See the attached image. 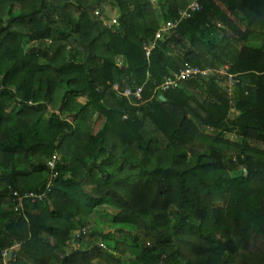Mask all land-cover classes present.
<instances>
[{
    "label": "trees",
    "instance_id": "obj_1",
    "mask_svg": "<svg viewBox=\"0 0 264 264\" xmlns=\"http://www.w3.org/2000/svg\"><path fill=\"white\" fill-rule=\"evenodd\" d=\"M197 1L0 0V264H264V0Z\"/></svg>",
    "mask_w": 264,
    "mask_h": 264
},
{
    "label": "built area",
    "instance_id": "obj_2",
    "mask_svg": "<svg viewBox=\"0 0 264 264\" xmlns=\"http://www.w3.org/2000/svg\"><path fill=\"white\" fill-rule=\"evenodd\" d=\"M199 3L197 0H195L193 3H191L185 10H181L180 16L182 19L190 18L192 15L199 11ZM175 27V23L169 22L168 24L164 25L160 31H158L155 35V39L158 40L162 37L163 31H167L170 28ZM155 48V42H150L145 46V52L147 56H150L151 51ZM209 70H201L198 67H186L185 69L180 70L179 73H175L173 75L172 79L166 80L162 85V90H168L170 88L176 87L180 81L183 79L196 77L199 75H209ZM230 86L233 87L235 84L238 83V80H234V76L229 77ZM141 91L142 89H137L135 92H132L131 90H127L125 92V96L130 97L133 96L137 100H141ZM59 161V156L57 154H54L51 158L47 160V168H48V182L46 184V190L43 193H37L34 191L26 192L24 194H19L17 190L13 192V195L16 197L17 201L14 206L15 212H21L23 211L25 201H31L32 203H36L38 201H43L48 196V191L52 188L54 182L59 177V172L57 170V162ZM85 232V229L83 230ZM20 246V244H16L13 247H10L8 249H5L2 251L1 257L3 264H10L11 262H15L18 255H17V248ZM101 247H104L103 244L100 245ZM12 249H15L14 252H11Z\"/></svg>",
    "mask_w": 264,
    "mask_h": 264
},
{
    "label": "rangeland",
    "instance_id": "obj_3",
    "mask_svg": "<svg viewBox=\"0 0 264 264\" xmlns=\"http://www.w3.org/2000/svg\"><path fill=\"white\" fill-rule=\"evenodd\" d=\"M194 2L195 0H189V2ZM192 2V3H193ZM96 12H98V11H96ZM105 13H104V15H101L100 14V16L99 17H101V19H103L104 21V24L105 25H107V27H109V26H111V25H113V24H115L116 23V20H117V11H114V9H110V7L108 8L107 7V9H106V11H104ZM168 24V23H167ZM166 25V24H165ZM164 26V25H163ZM259 34V33H258ZM258 34H254V35H252L253 37H252V39H251V45L253 46H255V47H259V46H261V41L259 40V38L257 37V35ZM258 39V40H257ZM256 41V43H255V41ZM223 70H225V68H223ZM234 90H230V92L232 93ZM80 101L81 102H85V100L84 99H80ZM230 138L231 139H233V140H235V138H236V136H235V134H232V135H230ZM229 160H230V158H228L227 159V162L229 163ZM229 166H231L230 164H229ZM45 175V176H44ZM48 176V172H46V173H44L43 174V177H47ZM98 212H99V216H98V218L95 216V218L97 219V221H99V220H101V221H108V220H110V216L111 215H113V214H115L116 212H117V210L115 209V208H113V207H111V206H103V207H101V208H99L98 209ZM119 226H113V227H110L109 229L108 228H105L104 226H103V228L106 230V231H115L117 228H118ZM15 251V249H12L11 250V252H14Z\"/></svg>",
    "mask_w": 264,
    "mask_h": 264
},
{
    "label": "water",
    "instance_id": "obj_4",
    "mask_svg": "<svg viewBox=\"0 0 264 264\" xmlns=\"http://www.w3.org/2000/svg\"><path fill=\"white\" fill-rule=\"evenodd\" d=\"M160 99L163 100V101H165L164 97H162V96L160 97Z\"/></svg>",
    "mask_w": 264,
    "mask_h": 264
},
{
    "label": "clouds",
    "instance_id": "obj_5",
    "mask_svg": "<svg viewBox=\"0 0 264 264\" xmlns=\"http://www.w3.org/2000/svg\"><path fill=\"white\" fill-rule=\"evenodd\" d=\"M163 27V26H162Z\"/></svg>",
    "mask_w": 264,
    "mask_h": 264
},
{
    "label": "crops",
    "instance_id": "obj_6",
    "mask_svg": "<svg viewBox=\"0 0 264 264\" xmlns=\"http://www.w3.org/2000/svg\"><path fill=\"white\" fill-rule=\"evenodd\" d=\"M193 2V1H192Z\"/></svg>",
    "mask_w": 264,
    "mask_h": 264
}]
</instances>
